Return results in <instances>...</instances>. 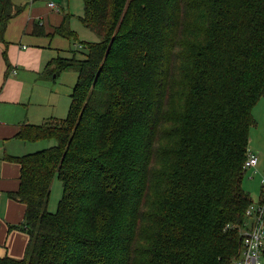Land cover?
<instances>
[{
	"label": "trees",
	"instance_id": "trees-1",
	"mask_svg": "<svg viewBox=\"0 0 264 264\" xmlns=\"http://www.w3.org/2000/svg\"><path fill=\"white\" fill-rule=\"evenodd\" d=\"M83 6L98 42L79 41L70 14L52 34L39 23L32 31L84 58L70 49L45 68L55 79L77 72L67 117L16 135L56 144L5 157L21 170L10 198L25 206L16 228L29 240L21 259L0 264H232L254 203L244 177L264 98V0ZM26 8L0 0L6 75L5 34ZM55 178L62 197L48 212Z\"/></svg>",
	"mask_w": 264,
	"mask_h": 264
},
{
	"label": "crops",
	"instance_id": "crops-1",
	"mask_svg": "<svg viewBox=\"0 0 264 264\" xmlns=\"http://www.w3.org/2000/svg\"><path fill=\"white\" fill-rule=\"evenodd\" d=\"M50 3L56 7L52 8ZM23 5L26 10L10 21L5 34L11 67L7 75L5 60L1 61L4 46L0 45V258L8 255L14 259L24 256L29 236L16 228L24 221L25 206L10 198V194L20 188L21 170L5 157L18 158L38 152L31 153L27 145L32 143L16 138L22 125L64 119L71 103V94L62 98L60 89L51 86L57 80L44 75L47 63L65 53L58 45L60 36L35 37L32 31L35 23H39L47 34H52L63 23L64 15L70 14V27L76 32L73 29L75 14L84 11L83 0H24L20 6ZM38 142L53 145L48 140Z\"/></svg>",
	"mask_w": 264,
	"mask_h": 264
},
{
	"label": "rangeland",
	"instance_id": "rangeland-1",
	"mask_svg": "<svg viewBox=\"0 0 264 264\" xmlns=\"http://www.w3.org/2000/svg\"><path fill=\"white\" fill-rule=\"evenodd\" d=\"M17 5L24 4V0H14ZM79 12V11H78ZM84 15V11L80 12V14H75L73 29L75 28L77 35L79 36V41L81 42H98V37L92 33L90 30H87L83 23L81 22V18ZM74 15H72L73 17ZM58 45L61 46V50L65 51L63 53V57H71L72 54L69 53V49L73 51H77L78 58L83 59L82 50H78V47L71 48V43L67 40L59 37L57 38ZM4 56L1 55V61L3 62ZM55 77H50L53 79ZM56 83L51 85L54 89H60V95L62 98H66V96H70L72 93V87L77 83V72L74 70H68L63 72L58 79H56ZM52 84L53 81H50ZM73 85V86H72ZM69 112H67L68 115ZM254 118L256 119V126L251 130V141L249 149L259 153V165L256 168V172H247L244 177V189L251 194L254 202L259 201L263 192V180H264V98L260 100L258 105L254 109ZM67 116H63L65 118ZM49 141V140H48ZM53 145L56 144L55 141H51ZM29 150L31 149V153L35 151H41L45 148L49 147V142H32V144H28ZM30 152V151H29ZM50 202L48 207V212H55L58 208V204L62 197L63 185L60 183L58 178H55L52 183Z\"/></svg>",
	"mask_w": 264,
	"mask_h": 264
},
{
	"label": "built area",
	"instance_id": "built-area-1",
	"mask_svg": "<svg viewBox=\"0 0 264 264\" xmlns=\"http://www.w3.org/2000/svg\"><path fill=\"white\" fill-rule=\"evenodd\" d=\"M50 6L56 7L54 3H50ZM258 162L259 156L250 152L245 163V170L250 173L256 172ZM262 184L263 195L247 210L245 226L241 229L242 254L232 264H264V180Z\"/></svg>",
	"mask_w": 264,
	"mask_h": 264
}]
</instances>
